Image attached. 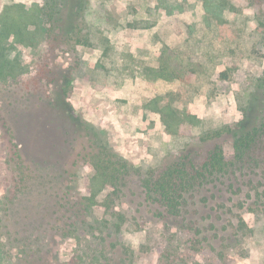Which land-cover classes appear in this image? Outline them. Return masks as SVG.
Wrapping results in <instances>:
<instances>
[{
	"label": "rangeland",
	"instance_id": "374dc122",
	"mask_svg": "<svg viewBox=\"0 0 264 264\" xmlns=\"http://www.w3.org/2000/svg\"><path fill=\"white\" fill-rule=\"evenodd\" d=\"M161 1L182 2L186 11L170 15L159 8ZM222 1L223 18L206 25L201 0H85L73 21L65 14L56 28H32L28 42L16 43L12 57L27 67L28 77L15 86L0 82V239L10 254L0 264H17L19 249L9 232L48 233L53 252L39 264L54 255L73 256L75 241L63 234L73 222L74 202L88 196L95 174L88 131L133 169L165 168L185 154L201 162L215 144L232 154L233 135L227 132L205 144L196 140L231 125L239 132L242 122L245 130L260 124L264 0ZM15 4L32 8L44 0H0V16ZM170 93L181 94L201 120L193 136L167 134L150 106ZM73 117L88 130L80 131ZM244 189L240 196L225 194L235 212L246 199ZM126 195L117 210L133 209L140 225L125 226L119 249L131 264L156 263L149 251L148 232L156 225L150 208L137 186ZM105 213L101 205L94 207L91 219L102 220ZM227 217L217 222L219 236L229 235ZM249 226L251 233L226 252L231 264H264V222Z\"/></svg>",
	"mask_w": 264,
	"mask_h": 264
},
{
	"label": "trees",
	"instance_id": "16d2710c",
	"mask_svg": "<svg viewBox=\"0 0 264 264\" xmlns=\"http://www.w3.org/2000/svg\"><path fill=\"white\" fill-rule=\"evenodd\" d=\"M201 1L206 25L223 18L225 1ZM84 4L85 0H44L43 5L32 8L24 4L6 6L0 16V82L6 86L26 82L28 69L19 58L12 57V51L17 42L29 41L32 28L38 30L43 24L56 28L65 14L73 21L74 13H82ZM159 8L170 15L186 11L182 2L161 1ZM46 34L49 36L50 30ZM221 77L228 79L227 75ZM260 88L264 95V79ZM150 106L171 136H193V130L201 124L179 93L157 97ZM72 121L80 131L88 130L78 118L73 117ZM243 124L238 126L243 129L239 132L231 125L226 131H215L196 140L198 144H205L227 132L233 135L232 154L226 153L223 145L215 144L201 162L185 154L165 168L144 164L133 169L126 159L103 145L99 136L92 138L88 131L87 137L93 142L89 148L94 152L87 156L95 174L88 196L74 202L72 207L77 209L71 216L73 222L63 234L74 239V254L65 260L54 255L44 264H131V258L124 257L119 246L125 245V226L140 225V221L133 215V209L121 212L117 206L133 186L142 191L156 223L148 232L152 239L149 251L157 259L153 264H231L226 252L234 250L251 233L249 222H264V190H261L264 187V110L258 126L245 130ZM244 188L248 189L246 199L240 203L239 212H235L227 204L232 197L225 200V194L240 196L245 193ZM107 190L109 194L99 203V196ZM214 202L216 205L212 207ZM100 205L105 208L104 218L91 219L94 207ZM213 212L217 215L215 218ZM224 216H228V228L224 227L229 231L227 237L219 236L216 231L217 222H222ZM212 231L215 232L212 236L207 235ZM8 237L19 249L17 264H39L45 254L50 256L53 252L48 233L24 231L14 236L9 232ZM108 238H113L115 243L108 246ZM214 242H220L219 248ZM9 257L0 239V261H10Z\"/></svg>",
	"mask_w": 264,
	"mask_h": 264
}]
</instances>
